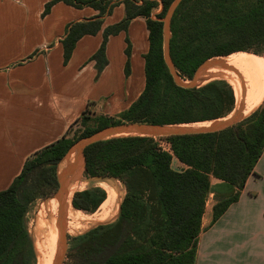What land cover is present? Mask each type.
Segmentation results:
<instances>
[{
	"label": "trees",
	"instance_id": "trees-1",
	"mask_svg": "<svg viewBox=\"0 0 264 264\" xmlns=\"http://www.w3.org/2000/svg\"><path fill=\"white\" fill-rule=\"evenodd\" d=\"M57 2L97 11L92 18L67 24L60 39L66 64L81 37L101 31V44L91 57L97 72L107 63L108 37L125 31L132 18L143 17L149 40L144 55L145 85L126 110L115 116L99 114L95 128L72 139L68 130L62 138L26 158L9 187L0 191V264H35L27 213L34 201L55 193L58 165L75 141L124 122L204 123L228 116L236 103L233 87L222 78L194 88L174 83L163 61L162 36V19L172 0H51L42 16ZM120 4L124 6V18L102 30L104 18ZM159 4L162 12L153 14ZM126 41L125 53L129 56ZM239 54L264 67V0L180 2L171 20L170 56L181 78L190 80L206 59L222 56L230 60ZM244 115L247 117L241 122L217 132L164 138L119 136L85 147V177L108 175L120 180L126 192L114 220L67 236L63 264H194L207 197L212 194L214 200L213 224L238 200L264 150V99ZM160 141L168 143L169 148H163ZM211 177L220 183L213 186ZM106 196L102 187L92 185L74 193L69 190L67 203L71 201L75 210L93 213ZM54 202V198L49 200ZM48 222L57 236L55 222Z\"/></svg>",
	"mask_w": 264,
	"mask_h": 264
},
{
	"label": "crops",
	"instance_id": "crops-1",
	"mask_svg": "<svg viewBox=\"0 0 264 264\" xmlns=\"http://www.w3.org/2000/svg\"><path fill=\"white\" fill-rule=\"evenodd\" d=\"M49 1L0 0V191L28 156L66 135L83 112L91 108L115 116L144 89L149 40L143 17L132 18L125 31L108 37L107 63L97 72L91 57L101 44V31L81 37L66 64L60 43L67 24L97 11L57 2L42 16ZM124 16L122 4L114 7L101 29ZM213 180L212 185L220 183ZM210 219L211 208H205L194 264H264V150L238 200L213 224Z\"/></svg>",
	"mask_w": 264,
	"mask_h": 264
},
{
	"label": "water",
	"instance_id": "water-1",
	"mask_svg": "<svg viewBox=\"0 0 264 264\" xmlns=\"http://www.w3.org/2000/svg\"><path fill=\"white\" fill-rule=\"evenodd\" d=\"M181 1L182 0H172V2L167 7L165 15L162 19L163 61L174 83L177 86L183 88H194L200 86V82L203 80L205 74L210 68L218 66L228 70H232V67H227L220 60L222 56L212 57L204 60L201 64L198 65L193 73L192 78L189 81H185L180 77L170 56V37L171 20L177 6ZM232 71H234L239 78L241 98L239 103L237 104L236 110L231 116L214 119L208 121V125L202 124L198 126L189 124L159 125L138 122H124L101 128L88 136L78 139L69 147L61 160V162H63V165L60 167L58 165L56 175L58 187L55 193L52 195V197L57 201L58 204V212L55 221L57 229V240L55 255L52 264H62L67 252V236L65 229L66 223L64 220V214L65 210L68 207L67 198L69 195V188L74 182L88 181L91 183H96L101 181L109 182L113 179L108 175H97L90 177L88 176L85 178L82 177V174L85 170L83 155L85 147L98 141L119 136H145L152 138H164L170 136L195 135L217 132L234 126L238 122H241L245 117H247L244 115L246 97L245 95L247 88L242 75L239 74L235 69ZM70 204L72 206L71 201Z\"/></svg>",
	"mask_w": 264,
	"mask_h": 264
},
{
	"label": "rangeland",
	"instance_id": "rangeland-1",
	"mask_svg": "<svg viewBox=\"0 0 264 264\" xmlns=\"http://www.w3.org/2000/svg\"><path fill=\"white\" fill-rule=\"evenodd\" d=\"M162 8H163L162 5L159 4L156 7L157 10L155 11L156 13H154V14L162 12ZM228 61H232L235 64L240 65L244 69L251 72V74L255 73V74H258V75H261L264 77V67L262 66V64L260 62H259L260 63L259 64L256 60L250 58L247 55L239 54L237 56H234L233 58H231ZM218 78H222V76L208 75L207 78L206 77L203 78V80L200 82V85H202V84H204L210 80L218 79ZM185 81H189V80L186 79ZM226 81H228V80H226ZM229 83L231 84L232 87L234 86L233 83H231V82H229ZM263 99H264V95H263L262 99L260 100V102ZM235 108H236V105H235L234 109ZM234 109L232 110V112L234 111ZM244 112H246V111L244 110ZM99 114L100 113H97L96 111H92L91 108L88 111H86L85 114L80 118V120L70 129V131L68 133L69 138H71V139L76 138V137L80 136L82 134V132H84L85 130L95 128L98 125L96 118L99 116ZM197 123H203V122H196V123H192L189 125H195ZM160 143L164 145L165 149L169 148L168 143L166 144L164 141H162ZM62 165H63V162H61L59 164V167ZM82 177L85 178V175L82 174ZM210 181L212 184V182L214 181L213 177H211ZM82 182H85V183L81 184ZM74 183H80V185H79L80 187L77 188L75 191L84 189L86 187H89V186H92L95 184V183H91L88 181H81V182H74ZM109 183L115 192V193L113 192L114 195H112L111 204H105L102 206L100 205L98 207V209L93 213H85L83 211H77L73 208H70L69 214H66V217H65L66 218V224H65L66 236H76V235L82 234L85 231L89 230L90 228L96 226L97 224L112 221L117 217L118 211H119V204H120L126 190H125L124 184L120 180L112 179L109 181ZM52 198L53 197L51 195L50 197L45 198L43 200L38 199V200L34 201L30 205L28 213H27V226H28L29 234H30V236L33 240V243H34V249H35V254H36L35 264H39V262H41V261L44 263L45 260L47 259L48 248L46 249L45 245L47 243V237L49 236L48 235L49 228L44 226V224H43L44 219L42 218V215H44L45 213L48 212L49 205L47 203H49V200ZM213 203H214L213 196L209 195L207 197L206 206H205L207 211L211 208ZM56 217H57V213L47 217L46 220L55 222ZM39 243H40V245H42V243L44 245L43 247L41 246L42 250L37 249V245ZM67 249H68V238H67ZM66 254H67V252H66ZM65 260H66V256L63 260V263L65 262Z\"/></svg>",
	"mask_w": 264,
	"mask_h": 264
},
{
	"label": "bare ground",
	"instance_id": "bare-ground-1",
	"mask_svg": "<svg viewBox=\"0 0 264 264\" xmlns=\"http://www.w3.org/2000/svg\"><path fill=\"white\" fill-rule=\"evenodd\" d=\"M227 67H232V70H236L239 74L242 75V77L245 80V84H246V97H245V111H248L250 109H252L253 107H255L260 100L262 99L263 95H264V77L255 73L252 74H247L245 73L237 64H235L232 61H228L224 58L220 59ZM261 68V67H260ZM259 69V68H258ZM232 70H228L222 67H212L208 70V72L205 74L204 77L207 78L208 75H219L222 76L223 79L228 80L229 82L233 83V90H234V95H235V100H236V108H237V104L240 101L241 98V90H240V81L238 76L235 74L234 71ZM261 104V103H260ZM236 108L234 109V111L236 110ZM233 111V112H234ZM233 112L228 115L231 116L233 114ZM208 125L209 122H204V123H200V124H196L193 126H198V125ZM85 182H82L81 184H83ZM80 183H73L72 186L69 188L70 191H75L77 188H79ZM94 185L100 186L102 187L106 193V199L102 202V205L105 204H111L112 201V195L114 190L112 188V186L110 185L109 182H96ZM115 193V192H114ZM49 205V209L48 212L45 213L44 215H42L43 220V224L44 226H46L47 228H49V232H48V237H47V247L48 248V255H47V259L45 260V262L43 263L42 261L39 264H52L54 255H55V250H56V240H57V236H56V232L54 230V227L52 226V224H50L46 219L47 217L56 214L58 212V204L57 202L54 203H47ZM68 207L65 210V212H69V209L72 208L71 204L67 203ZM80 211V210H77ZM66 214L69 213H65L64 214V218L66 217ZM69 217V216H68ZM74 217V216H73ZM41 219V218H40ZM66 222V218L64 219ZM44 246L43 243L42 245H40V243L37 245V249L42 250V247Z\"/></svg>",
	"mask_w": 264,
	"mask_h": 264
},
{
	"label": "built area",
	"instance_id": "built-area-1",
	"mask_svg": "<svg viewBox=\"0 0 264 264\" xmlns=\"http://www.w3.org/2000/svg\"><path fill=\"white\" fill-rule=\"evenodd\" d=\"M160 142H162V141H160ZM164 142H165V141H164ZM165 143H166V142H165ZM166 144H167V143H166ZM160 145L164 148V145H163V144L160 143Z\"/></svg>",
	"mask_w": 264,
	"mask_h": 264
}]
</instances>
